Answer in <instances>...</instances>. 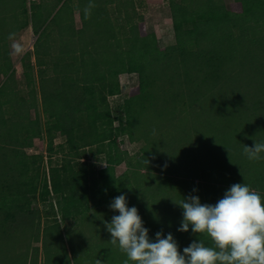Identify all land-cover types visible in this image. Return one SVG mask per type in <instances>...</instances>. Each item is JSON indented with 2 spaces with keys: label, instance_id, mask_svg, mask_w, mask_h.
<instances>
[{
  "label": "rangeland",
  "instance_id": "1",
  "mask_svg": "<svg viewBox=\"0 0 264 264\" xmlns=\"http://www.w3.org/2000/svg\"><path fill=\"white\" fill-rule=\"evenodd\" d=\"M64 1L61 2L59 7ZM73 1V11L71 12V9L70 11L68 9L69 15L66 17L69 19L74 17V24L77 28H80L84 25V21L81 17L80 9H77L76 5L81 0ZM202 1L207 3L210 8L216 5V0ZM220 1L217 3L220 4ZM32 2L39 3L42 0H29L30 5ZM172 2H181V0H128V2L125 0L107 2L106 0L105 6L110 11V21L113 22L114 26V31L111 30V32L115 34V38L122 37L123 39L126 34H131L134 31L148 34L155 33L156 39L153 43L156 42L158 44L161 53H155V50H152V52H148V55L142 57L141 53L144 50L133 48L132 55L140 60V64H143L142 62L146 64V74L140 75L136 71L120 74L119 79L122 89L117 94L109 92L115 80L109 78L110 71L108 68L105 70L107 88L102 91H96L94 95V101L99 104L97 109L99 120L93 123H96L101 130L105 128L108 131L111 130L117 140L114 146H118L120 151L127 152L125 153L126 159L116 165L115 175L121 180L126 173L131 176L136 175L135 185L140 189L136 191L137 193L131 192L127 196V192L130 191L128 183L131 180L127 179L126 181L123 178V184L121 186L117 185V190L111 192L105 205L112 203L114 198L117 197V191H119V195L125 194L127 206H135L138 209L143 226L149 230V238L154 241L157 232H162L165 237L171 233L178 245V250L182 254L183 249L188 246L185 244H188L191 240L196 241L198 234H195V236L191 234L195 237L194 239L187 241L185 239V242L181 241L188 231H178L183 220V209L179 203L184 198L195 196L190 193L191 189L200 183L202 184V190H204L202 204H206L209 199L208 195H210L212 190L211 186L215 185L213 180L209 181V185L207 181V184H204L205 179L201 176L202 171H199L200 174H194L190 172L191 169H187L188 160L185 154H182L183 151L190 145L189 159L194 161L196 165L204 166L209 171L211 169V172L214 171L215 167L217 169L241 170L249 158L238 145L246 144L244 139L252 134L249 126L243 128L241 122L245 124V120L250 119L248 117L254 118L257 115L264 119V73L257 72L264 69V59L258 61V64L254 66L249 64L247 59H245V65L243 66H239L237 63L231 65L227 62L229 56H225L226 60L223 57L227 52L221 51L222 49L219 48L220 46L225 48V46L223 44L217 45V42H219V38L227 37L232 32L234 35L232 39H229L231 41L230 45H235L232 40L237 37V34L243 40L241 45H237L238 48H234L241 55L248 46L252 49V53L255 50L260 52L264 49V19L262 21H257L254 18L250 20L246 10L244 11L243 4L239 0H222L226 8L230 10L231 15L224 17L215 16L211 25L201 23V31H206L202 33V36L200 35L203 40L200 42L199 47H196V42L190 41L189 36H183L180 40L176 37L171 7ZM137 22L141 26H134ZM189 25L192 24L190 23ZM189 25L183 26L187 28ZM56 31L59 32L58 28ZM205 34L208 35L207 38L204 37ZM39 36L40 33L35 32L30 24L17 33L9 34L8 37V45L17 70L15 77L11 80V85L8 86V93L14 91L18 97L23 96L25 98L26 108L29 109L30 106L29 118L32 120L38 119V123H32V125L41 128L42 134L36 135L32 143H25L19 147L20 150L25 152L26 157L24 159L30 161V170L24 177L27 178L28 189L34 192L29 193V199L22 201L23 211L14 210L16 219H7V221L13 225H15V222L19 223L18 226L20 228L22 227L20 223L25 224L24 227H28L34 222L33 230L40 235V240H32V243L34 242L33 246H40L39 264H44L45 261L42 236L48 220L58 221L65 229L66 224L71 226L69 231H65V243L59 237L52 242L53 247H58L61 250L62 258L58 260L59 264H124L127 256L119 248L118 243L113 244L111 242V234L106 230L105 224L106 221L111 222L112 216L119 214L118 211L104 207L100 212L98 206L91 207L92 202L88 201V199L86 200V194L90 191V188H96L98 191L102 186L100 170L107 165V158L112 151L111 146L108 142L86 143L87 146L83 145L77 151V156L76 154L69 155V137L77 136V139H79L84 132L79 129L80 124H76L77 121H68V119L63 122L59 121L60 118H65V110L68 108L65 104L66 101L64 103L60 100V94L58 95L59 92L63 91L62 89L55 91L54 112L50 113L45 110L41 92V76L39 75L40 66L37 65L35 49V42ZM54 37L58 38L59 33H55ZM47 38L45 39L46 43L47 40L49 42L52 40V36ZM123 42L116 43L118 50L115 52H120ZM16 45L20 47L21 51H16ZM184 45L187 46V49H193L194 51L189 53V56L181 58L179 53L184 50ZM197 48H199L198 52H196ZM45 50L50 52L49 55H46V65L48 66V74L51 75L54 72L53 57L58 56L60 59L64 54H60L56 47L53 50L55 55H53L52 47ZM111 54L112 52L110 51V59L115 63V67L116 65L119 66L122 60L116 59L115 54ZM120 56L122 55L120 54ZM171 57L172 59H169ZM153 60H157L159 63H154ZM170 60L172 61V66H180L179 71L187 69L184 72V76L187 75L193 81L191 85L185 84L182 86L178 98L175 96L178 84H167L165 90H163L161 85V77H163L164 72L170 71V66H167ZM25 63L29 64L33 73V81L31 83L24 72ZM262 71L264 72V70ZM6 78L7 76L0 71V86L6 81ZM147 78L148 81H146ZM51 91L49 90V92ZM162 93L165 97L161 99L156 97L157 95L161 96ZM76 94L81 98L85 96V92L77 91ZM148 94L150 96L156 95V100L159 99V101L153 100ZM135 96L136 104L134 105L136 110L133 109L131 111V118L135 123L131 125L129 119L130 111L127 104L132 103ZM174 96L175 99L173 98ZM36 103L37 106L35 105ZM143 106L145 107L143 108ZM178 109L182 114L181 117L192 110L194 111L192 114L195 117H186L185 124H182L183 127L177 131L171 128L167 130L166 128L172 124L180 126V123H176L179 120L176 117ZM206 111L218 112L219 114L227 112L228 117L233 118L235 124L239 125L236 128L230 121L229 123L222 122L220 125L218 122L220 119L212 117L215 123V126L212 125L215 127V132L210 139L211 141L209 140L210 143L212 142V144H209L210 148L207 145L205 150L201 149L198 146L199 144L195 145L194 142H196L197 134L201 130V125H198L200 128L197 130L196 121L199 123L197 115H204ZM138 113H141V115ZM166 114L168 115L167 117ZM215 114L213 115L217 116ZM80 116L86 123V118L89 114ZM220 118H223V116ZM208 120L210 122L209 118ZM188 123L191 128L188 127ZM62 128L66 130L64 131ZM225 129H229V131L238 129L237 135H235V132L231 133V136L234 137L232 141H227L225 134L224 137L219 138V133ZM51 135L54 136L55 144L57 145L53 151L49 150V138ZM10 136L13 137L12 134ZM253 136L255 138L258 137L260 143L263 142L261 136L257 133H254ZM205 139L207 140L206 137ZM22 142L24 143V141ZM204 142L206 141L204 140L202 143ZM181 146L182 151L180 150ZM144 157H149L145 159L147 163L146 165H140L139 160ZM66 164L70 167L67 172L63 169V165ZM38 166H40V170H37ZM72 166L76 168L74 172L80 171V176L83 175L84 179L80 176L77 177V175H74L76 176L75 179L71 176ZM248 167L250 169L246 168L247 172L241 171L239 182H236L234 173L226 174L221 170L220 172H213V174H225V181L224 183L221 182L220 186L230 188L236 183H244L250 186V176L253 175L250 172L251 165L249 164ZM163 178H171V184L166 186V183L161 180ZM47 181L48 185L46 184ZM54 182L59 184L60 192L54 189ZM151 183H153L154 187L159 185L162 187V191L159 193V196H162L160 203L150 202L154 198L153 194L144 193L145 190H152ZM72 184L76 185L74 190L71 188ZM81 184L83 185L81 186ZM85 185L87 190L84 189ZM47 187L50 190L49 193H47ZM250 188L253 189V186H250ZM104 191L106 192V190ZM168 191H171V193H168ZM226 191L227 188H219L216 192L222 194ZM64 193H74L76 196L83 198L82 209L84 212H90L89 215L81 216L77 223L74 222L78 218L75 215L71 216L73 218L68 217L66 221L63 217V207L60 205V201L62 205H65L66 201L62 199V194ZM90 193H94V191H90ZM100 193L98 195L103 196ZM168 196L173 197V201H175L173 203L176 204L174 207H170ZM1 200H5V197L0 191ZM4 203L5 206L2 213L13 212L7 202ZM177 210L180 211L178 212ZM174 211H177L178 214L174 213L172 215ZM190 228L191 225L189 226ZM5 242L7 243L5 240L0 246L1 249L6 248ZM206 246H212V244H207ZM20 250H22V245L16 250V253ZM34 253V248H32L30 256L33 257ZM129 264H132V262L129 261Z\"/></svg>",
  "mask_w": 264,
  "mask_h": 264
},
{
  "label": "trees",
  "instance_id": "2",
  "mask_svg": "<svg viewBox=\"0 0 264 264\" xmlns=\"http://www.w3.org/2000/svg\"><path fill=\"white\" fill-rule=\"evenodd\" d=\"M62 1L63 0H42V2L39 3L32 2L30 5L29 0H0V71L7 76L6 81L0 86V191L5 197V200L0 201V246L5 240L7 241V243L5 242L6 248H0V264H39L40 255V246H33L34 242L32 243V240H40V235L35 233L33 230L34 222L28 227H24L25 224L20 223L22 225L20 228L18 226L19 223L14 221L15 225H13L7 221V219H16V212L14 210L18 209L19 211H23L22 201L24 199H29V193L34 192L33 190L28 189L27 178H25V175H27V172L30 170V161L24 159V157H26L25 152L20 150L19 147L23 146L25 143H32V140L36 135L42 134L41 128L32 125V123H38V119L32 120L29 118L30 106L29 109L26 108L25 104L27 103L25 98L23 96L18 97L17 93L14 91L8 93V86L11 85V80L17 73L12 59L11 50L8 45L9 34L17 33L30 24L33 26L35 32L40 33V36L35 42V49L37 54V65L40 66L39 75L41 76V92L44 99L45 110L50 113L54 112L56 99L55 91L62 89L63 91H61V93L59 92L58 95L60 94V100L64 103L66 101L65 104L68 108L65 110V118H60L59 121L63 122L65 119L66 121L67 119L68 121H77L76 124H80L79 129L84 132L80 135L79 139H77V136L69 137V155L71 156L76 154L77 156V151L80 150L81 146H87L86 143L95 144L108 142L111 146L112 151L107 158V165L100 170V174L102 176V186L98 189V191L104 192H99L103 196L98 195L99 193L96 188H90V191H94V193H90L89 191L86 194V200L88 199V201L92 202L91 207L98 206L100 212L104 207L111 210L109 205H105L107 203L106 201L111 195V192L113 190H117V185L121 186L123 184V178H125L126 181L127 179L131 180V182L128 183L130 191L127 192V196H129L131 192L137 193L136 191L140 190L135 185L136 175L131 176L126 173L122 176V180L115 175L116 165L122 163L126 159L125 153L127 152L120 151L118 146H114V143H116L117 140L111 130L108 131L106 128L101 130L96 123H93L99 120V114L97 113L99 104L96 103L93 98L96 91H102L104 88H107V75L104 74L107 68L110 71L109 78L115 80L114 85L109 89V92L115 94L121 92L122 89L121 81L119 79L120 74L136 71L139 72L140 75H145L146 64L144 62H142L143 64L139 63L140 60L132 55V49L136 47L138 50H144V52L141 53L142 57L148 55V52H152V50H155V53H161V49L158 44L156 42L153 43L156 39V35L155 33L148 34L144 32L141 33L140 31H134L131 34H126L123 39L122 37L115 38V34L111 32V30L114 31V26L113 22L110 21V11L106 9L105 6L106 0H81V2H79L76 6L77 9H80L84 25L77 28L74 24V17H71L70 19L66 17L69 15L70 9L71 12L73 11L74 7L72 8V5L74 4V1L65 0L59 7ZM108 1L110 2L111 0H107V2ZM125 1L128 2V0ZM219 1L220 0H216V5L211 8L202 0H181V2H172L171 7L176 37L180 40L183 36H189V39H191L190 41L196 42V47H199L200 42L203 40V37H200V35L202 36V33L206 31H201L200 24L207 23L211 25L215 16L224 17L231 15L230 10L226 8L222 0L220 1V4L217 3ZM239 2L243 4L244 11L246 10L247 16L250 17V20L254 18L257 19V21H262L264 19V0H239ZM85 9H88L87 16ZM126 14L128 15L127 10ZM138 23L139 22L135 23L134 26H141L138 25ZM190 23L192 25H189ZM183 25H189V27L184 28ZM57 28L59 32H55ZM55 33H59V39L54 37ZM233 35L234 34L231 32L227 37L219 38V42H217V45L223 44L225 46V48L221 46L219 48L222 49L221 51L227 52V54L225 53L223 57L226 60L225 56H229L227 59L229 64L232 65L233 63H237L239 66H243L245 65V59H247L249 60V64L254 66L255 64H258V61L264 59V49L260 52L255 50V52L252 53L250 46H248L245 51L243 50L241 55L239 51L234 48H238L237 45H241L243 40L241 36L237 34V37L232 40V42L235 43L234 47L229 44L231 43L229 39H232ZM48 36H52V40L50 42L47 40V44L45 39H48ZM204 37L207 38L208 35L205 34ZM122 42L123 44L120 52H115L118 50L116 43ZM49 47H52V51L56 47V49L60 51V54H64L63 57H60V59L58 56L53 57L54 72L51 75L48 74V66L46 65V55H49L50 52L45 49ZM110 51L112 52L111 55L115 54L116 59L122 60V63L119 66L116 65L115 67V63L111 61L109 55ZM193 51V49H187V46L184 45V50L179 54L181 55V58H185ZM198 51L199 48L196 49V52ZM120 54L122 56H120ZM53 55H55L54 51ZM66 55L68 56L65 57ZM169 59H172V57ZM153 62L159 63L157 60H153ZM171 62L172 61L170 60L167 65L170 66V71L164 72L163 77H161V85L163 90H165L167 84H178L175 91V96L178 98V95L180 94L179 91L182 89V86L185 84L191 85L193 81L187 75L184 76V72L187 71V69L179 71L180 66H172ZM242 70L244 69L242 68ZM262 70L257 72L264 73ZM24 72L28 76L31 83L33 81V73L27 63L24 64ZM146 81H148V78ZM49 90L52 91L49 92ZM77 91L85 92V96L83 98L79 97L76 94ZM155 96L150 97H152L153 100H156V97L159 99L165 97L163 93L161 96ZM175 96L173 97L174 99ZM159 99L156 101H159ZM172 101L174 102V100ZM134 104H136V96L132 103L127 104L130 111L129 119L131 125L135 123V121L131 118V111L133 109L136 110ZM35 105L37 106V103ZM144 107L145 106H143V108ZM192 112L194 111L192 110L191 112H187V115L181 117L182 114L178 109L176 117H178L179 120H177L176 123H180V126L172 124L166 129L168 130L171 128L176 131L179 130L183 127L182 124H185L186 117H195ZM206 112L204 115H197L199 123L196 121V126L198 130L201 125V130L199 131L201 134H197V139L195 140L196 142H194L195 145L199 144L198 146L205 150L207 145L210 148L209 144H212L209 140L215 132V123L213 122V118L220 119L218 120L220 125L222 122L229 123V121L236 128L237 125H239L235 124V120L233 118L228 117L226 114L227 112H221V115L218 112ZM84 114H89L86 118V123L80 116ZM138 114L141 115V113ZM162 114L164 115L163 112ZM213 114L217 116H214ZM167 116L168 115L166 114V117ZM222 116L223 118H220ZM208 118L210 119V122H212L211 126ZM248 118L250 119H246L244 122L245 124H242L241 122V126L243 125V128L249 126L252 130L251 136L244 139V143L246 144L238 145L243 152L245 145L253 147L252 145L255 144V141L260 143L258 137L255 138L253 136L254 133L261 136L263 140L261 143H264V119L262 117L260 118L258 115L254 116V118ZM187 125L191 128L189 123ZM5 130H7V132H5ZM62 130L65 131L66 129L62 128ZM232 132H235V135H237L238 129L236 131H229V129H225L219 133L218 136L221 139L225 134V138L227 136V141H232L234 139V137L231 136ZM10 134H12L13 137L10 136ZM54 139L55 138L52 135L49 138V150L51 151H53L57 146ZM204 140L206 142L202 143ZM22 141H24V143ZM187 149V153L186 150L182 153L185 154L188 160L187 169H191L190 172L194 174H200L199 171H202L201 176L205 179L204 184L208 183L209 185L210 180L215 181V185L211 186L212 190L210 191V195H208L209 199L206 204L214 205L219 199L223 198L224 193L220 194L216 192L219 188L229 189V187L220 186V183H224L225 181V174L221 175V173L219 175L213 174V172H220L223 170L226 174L234 173L236 182H239L241 178V171H246V168L250 169L248 167L249 164L251 165V175H253L250 176L249 185L253 186V189L261 195L262 201H264V152L260 153V159H248L244 163L241 170L228 168L217 169L215 167L214 171L211 172V169L209 171L204 166L196 165L194 161H191L189 159L191 146L188 145ZM180 150L182 151V146L180 147ZM146 158L148 159L149 157H144L139 160L140 165H146ZM189 164L191 165L189 166ZM73 167L74 166H72L73 170L71 172V176L75 179L76 176L74 175H77L78 177L81 173L80 171L74 172L76 168ZM63 169L67 172L70 170V167L66 164L63 165ZM37 170H40V166H38ZM80 177L84 179L83 175ZM161 180L166 183V186H169L172 182L171 178H163ZM46 184L48 185V181ZM83 184H81V186ZM150 185L152 190H145L144 193L153 194L154 198L150 200V202L160 203L162 200V196H159V193L162 191L161 185L156 187H154L153 183ZM75 187V184L71 185L73 190ZM54 189H56L57 192H60V186L57 182H54ZM84 189L87 190L86 185L84 186ZM104 190H106V192ZM191 190L190 193L198 196L202 203L204 191L202 190V184L198 183L196 186H193ZM49 192L50 190L47 187V193ZM118 193L119 191L116 193L117 196L119 195ZM168 193H171V191H168ZM62 199H65L66 201L65 205H62V202L60 201V205L63 207V217L66 221L68 217L75 215L78 218L75 217L76 219L73 220L77 223L81 216L87 214L89 215L90 212H84L82 209L83 198L76 196L74 193H64L62 194ZM4 202H7L13 212L8 211L5 214L2 213L5 206ZM168 202L170 207H174V205H176L173 203L175 201H173L172 196H168ZM180 210L182 211V209ZM180 210L177 211L179 212ZM177 211H174L172 215L174 213L178 214ZM172 215L171 217L173 218ZM70 229L71 226L69 224H66L65 229L58 221L54 222V220H48L42 236L43 250L45 253L44 264H59L58 260L62 258L61 250L58 249V247H53L52 242L59 237L60 239H63V242L65 243V231H69ZM191 234L195 236L190 228L181 241L185 242V239L186 241L191 240L192 238L194 239L195 237ZM198 240L204 241L205 245L212 244L210 239L205 234H198L196 241ZM192 242L193 240L185 245L189 246ZM21 245L22 250L16 253V250H18ZM32 248H34L35 252L33 257L30 256Z\"/></svg>",
  "mask_w": 264,
  "mask_h": 264
},
{
  "label": "clouds",
  "instance_id": "3",
  "mask_svg": "<svg viewBox=\"0 0 264 264\" xmlns=\"http://www.w3.org/2000/svg\"><path fill=\"white\" fill-rule=\"evenodd\" d=\"M261 152L264 143L245 145L249 159H260ZM179 205L183 220L178 231L187 232L191 225L192 233L205 234L212 246L193 241L181 254L171 233L165 237L157 232L153 241L138 209L127 206L126 195L114 198L109 207L119 214L105 224L111 242L127 256L124 264H264V201L250 186L233 184L214 205L202 204L198 196L184 198Z\"/></svg>",
  "mask_w": 264,
  "mask_h": 264
}]
</instances>
